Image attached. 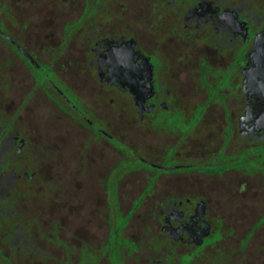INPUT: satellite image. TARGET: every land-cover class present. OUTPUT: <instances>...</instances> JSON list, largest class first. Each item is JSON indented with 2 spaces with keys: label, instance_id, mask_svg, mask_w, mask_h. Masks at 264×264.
Here are the masks:
<instances>
[{
  "label": "flooded vegetation",
  "instance_id": "1",
  "mask_svg": "<svg viewBox=\"0 0 264 264\" xmlns=\"http://www.w3.org/2000/svg\"><path fill=\"white\" fill-rule=\"evenodd\" d=\"M262 77L264 0H0V264H264Z\"/></svg>",
  "mask_w": 264,
  "mask_h": 264
},
{
  "label": "water",
  "instance_id": "2",
  "mask_svg": "<svg viewBox=\"0 0 264 264\" xmlns=\"http://www.w3.org/2000/svg\"><path fill=\"white\" fill-rule=\"evenodd\" d=\"M256 81H255V83H259V86L264 88V78L263 77L260 79V81H257V82ZM248 83L253 85L254 81L250 80V81H248Z\"/></svg>",
  "mask_w": 264,
  "mask_h": 264
}]
</instances>
